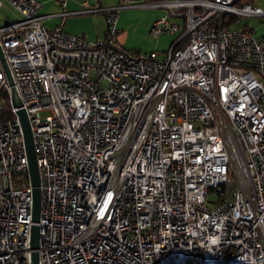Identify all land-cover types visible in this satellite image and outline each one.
Here are the masks:
<instances>
[{
  "label": "built area",
  "instance_id": "1",
  "mask_svg": "<svg viewBox=\"0 0 264 264\" xmlns=\"http://www.w3.org/2000/svg\"><path fill=\"white\" fill-rule=\"evenodd\" d=\"M238 1L118 0L105 37L87 41L45 27L37 0H0L18 17L0 46L33 135L39 264H264V37L224 25L264 9ZM135 5L166 11L149 32L174 35L160 59L114 45ZM9 106L0 264H29L31 185Z\"/></svg>",
  "mask_w": 264,
  "mask_h": 264
},
{
  "label": "crops",
  "instance_id": "2",
  "mask_svg": "<svg viewBox=\"0 0 264 264\" xmlns=\"http://www.w3.org/2000/svg\"><path fill=\"white\" fill-rule=\"evenodd\" d=\"M42 2V7L39 11L40 15L43 17L42 24L47 28H53L55 26H60L65 32L81 36L87 41L101 40L105 37L106 33V11L114 6H117V3L114 1H104V0H89L90 3L97 2L103 8L104 11L95 13V14H83L81 13L82 6L81 2L83 0H66L65 6L61 7L58 4H55L52 0H39ZM7 10L14 12L8 5H5ZM149 9L142 6H132L126 7L120 10L119 16L116 22V29L118 30L117 35L114 38V45L118 49L122 50H133L131 49L135 46L126 45L125 41L127 29L124 28L123 18L128 11H137L138 9ZM260 8V7H259ZM152 10V9H151ZM123 12V13H122ZM15 13V12H14ZM162 11L155 10L154 17L148 22L145 28V34L149 33V30L155 22L156 18L162 15ZM66 14V15H65ZM100 14H103L102 16ZM17 15H11V17L6 18L3 24L12 23L17 20ZM236 29V28H235ZM242 29V28H241ZM245 29H248L247 27ZM249 30V29H248ZM262 37V36H261ZM140 53L139 51H137Z\"/></svg>",
  "mask_w": 264,
  "mask_h": 264
},
{
  "label": "rangeland",
  "instance_id": "3",
  "mask_svg": "<svg viewBox=\"0 0 264 264\" xmlns=\"http://www.w3.org/2000/svg\"><path fill=\"white\" fill-rule=\"evenodd\" d=\"M40 4L41 1L37 0ZM53 1V0H52ZM89 2V0H83L82 2ZM104 1H114L117 3L116 0H104ZM81 2V3H82ZM90 3V2H89ZM97 2L91 3L95 4ZM247 4L260 7L264 9V0H248L246 1ZM146 8V7H145ZM155 10L162 11V15L156 18L159 20L164 18L167 14L165 10L162 9H138L137 11H126L123 24L124 28L127 29V34L125 41L127 42L126 45L135 46L131 49H138L140 53H157V58L160 59L164 56V53L168 50L171 42L174 39V35L171 34H164L158 38H153L150 33L147 32L145 34V28L148 22L154 17ZM123 13V12H122ZM11 15H16L14 12H9L6 7L0 8V25H2L6 18L11 17ZM101 16L103 14H100ZM155 20V21H156ZM169 21H171L169 19ZM239 24H233L232 29H241V27H247L255 37H264V18H257V17H239ZM150 32V30H149ZM232 175V174H231Z\"/></svg>",
  "mask_w": 264,
  "mask_h": 264
},
{
  "label": "water",
  "instance_id": "4",
  "mask_svg": "<svg viewBox=\"0 0 264 264\" xmlns=\"http://www.w3.org/2000/svg\"><path fill=\"white\" fill-rule=\"evenodd\" d=\"M0 69L6 80L9 89L10 103L13 108L16 109L15 115L20 123V127L23 135L24 149L27 158V169L31 185V228L29 233V250L30 261L29 264H39L38 249V221H39V209H40V181L39 172L36 165V155L34 149L33 135L28 122L25 111L21 108L20 98L14 85L9 66L4 56L3 50L0 46Z\"/></svg>",
  "mask_w": 264,
  "mask_h": 264
},
{
  "label": "trees",
  "instance_id": "5",
  "mask_svg": "<svg viewBox=\"0 0 264 264\" xmlns=\"http://www.w3.org/2000/svg\"><path fill=\"white\" fill-rule=\"evenodd\" d=\"M144 1H146V0H144ZM150 1H161V0H150ZM246 1H248V0H239L238 3H236V4H238L239 6H242L243 4H247ZM235 20H236V17H229L228 21L225 22L224 25L226 27L232 29V26H233ZM241 28H246V27H241ZM125 51L137 52V51H133V50H125ZM0 95H1V98H2V101H3V105H4L2 114L0 116V120H2V118H3L2 116H5L7 118H12L13 114L10 111L9 95H8L7 90L6 89H2L1 92H0Z\"/></svg>",
  "mask_w": 264,
  "mask_h": 264
}]
</instances>
